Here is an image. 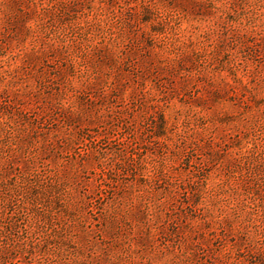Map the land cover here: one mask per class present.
Listing matches in <instances>:
<instances>
[{
  "label": "rangeland",
  "instance_id": "rangeland-1",
  "mask_svg": "<svg viewBox=\"0 0 264 264\" xmlns=\"http://www.w3.org/2000/svg\"><path fill=\"white\" fill-rule=\"evenodd\" d=\"M0 264H264V0H0Z\"/></svg>",
  "mask_w": 264,
  "mask_h": 264
}]
</instances>
